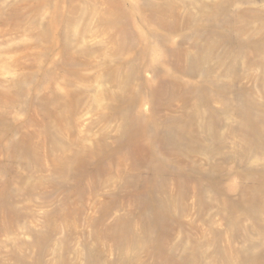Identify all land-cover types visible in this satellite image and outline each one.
Segmentation results:
<instances>
[{"label":"rangeland","instance_id":"374dc122","mask_svg":"<svg viewBox=\"0 0 264 264\" xmlns=\"http://www.w3.org/2000/svg\"><path fill=\"white\" fill-rule=\"evenodd\" d=\"M0 264H264V0H0Z\"/></svg>","mask_w":264,"mask_h":264},{"label":"bare ground","instance_id":"6f19581e","mask_svg":"<svg viewBox=\"0 0 264 264\" xmlns=\"http://www.w3.org/2000/svg\"><path fill=\"white\" fill-rule=\"evenodd\" d=\"M62 1L63 0H57V4L58 5L61 4ZM133 6L136 7V5H133ZM101 20H103L104 22H106L103 18H101ZM100 22H102V21H100ZM141 23H142V20L141 19H138V35H137V40H138V42L140 44V47H143V48L148 49V50L149 49L156 48V46L153 45V44H151V42H150V39L148 37L149 34H150L148 28L146 26H144L146 28V29H144L142 26H140L143 29L139 30V24H141ZM99 30L100 29H97V31H99ZM70 37H71L72 40L75 38V34H74L73 31H71Z\"/></svg>","mask_w":264,"mask_h":264}]
</instances>
